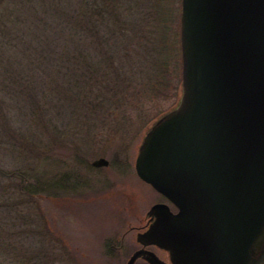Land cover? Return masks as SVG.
I'll list each match as a JSON object with an SVG mask.
<instances>
[{
    "label": "rangeland",
    "instance_id": "1",
    "mask_svg": "<svg viewBox=\"0 0 264 264\" xmlns=\"http://www.w3.org/2000/svg\"><path fill=\"white\" fill-rule=\"evenodd\" d=\"M64 2L0 0V264H126L140 247L136 234L145 226L146 212L162 202L137 177L134 163L146 131L179 99L180 0H114L115 15L103 28L113 32L119 55L113 73L103 80L99 99L105 105L91 113V123L71 134V140L77 134L81 140L75 147L79 161L40 162L42 141L34 135L40 129L23 124L20 109L31 107L19 90L28 82L37 88L44 81L45 64L36 59L44 47L43 34L54 32L46 41L53 40L51 47L59 44L57 56L70 48L63 23L57 27L43 21L47 9L57 19L66 4L74 5ZM71 60L64 55L52 64L63 72V66H74ZM53 105L47 119L55 123ZM32 110L38 111L36 106ZM33 117L38 118L36 113ZM61 150L53 153L65 159L67 151ZM99 158L108 164L93 166ZM37 169L55 176H46L48 182L41 181L42 189L39 185L34 191ZM151 250L166 260L165 253Z\"/></svg>",
    "mask_w": 264,
    "mask_h": 264
},
{
    "label": "water",
    "instance_id": "2",
    "mask_svg": "<svg viewBox=\"0 0 264 264\" xmlns=\"http://www.w3.org/2000/svg\"><path fill=\"white\" fill-rule=\"evenodd\" d=\"M180 6L181 96L134 163L177 211L149 209L126 264H264V0Z\"/></svg>",
    "mask_w": 264,
    "mask_h": 264
},
{
    "label": "trees",
    "instance_id": "3",
    "mask_svg": "<svg viewBox=\"0 0 264 264\" xmlns=\"http://www.w3.org/2000/svg\"><path fill=\"white\" fill-rule=\"evenodd\" d=\"M63 1H74V5L71 7L69 4H66V7L60 11V16L56 15L57 19H54L52 16L54 10L47 9L44 13L43 21H49L57 25V27L63 23L61 30L65 31V37H67L66 44L70 48L62 49L63 51L57 56L55 47L59 44L51 47L54 44L53 40H50V42L46 41V39L54 37V32L43 34L44 47L37 54L36 59L45 64L42 66L44 81L39 83L37 88L28 82V85L22 86L19 90V93L25 97L23 98L24 102L31 107V109H24L25 112L20 109L23 113V124L28 125L32 123L33 126L40 129V132L34 133L42 141V143L39 142L43 148V152L40 153V162L48 159H54V161L60 163H65V161H70V159L74 163L75 161H79L75 158L78 152L75 147H77L78 142L81 144V140H78V134L74 135L77 136L76 141L71 140V136L77 133L76 128L79 125L85 127L91 123L90 116L96 107L102 108L105 105V101H102L104 99H99L100 93L105 92L103 91L105 88L103 80L110 77L113 73L114 57L119 55V45H116L115 36L114 42L112 40L113 32H106V29L103 28L108 23L109 15H112V13V16L115 15L114 8L117 6H114V0H106L110 4H107V6L100 5L98 0ZM105 12L107 17L103 16ZM2 17L5 18V16ZM74 28H77L80 33L74 32L72 30ZM64 55H68L70 59L72 58L71 63L74 66H71L69 70H67L66 66H63L62 72L61 67L56 66L55 62L57 60L62 61ZM53 61L55 62L52 64ZM41 62L38 64L39 66ZM77 63L79 65L78 68ZM13 92L16 93L18 90H13ZM52 102L54 103L52 110H56L58 117L55 123L47 119ZM33 106H36L38 111L32 110ZM34 113L37 114V119L34 117L32 119ZM72 116L73 119L71 120ZM29 129L32 130V126ZM25 137L26 135H24V140L26 139ZM56 148L63 149L61 151H67L63 154L67 158L65 157L64 159L58 156V154L56 156L53 153L57 151ZM42 172H38V169L36 170L35 175L38 178L35 180L38 185L33 188L34 191L38 188L37 186L40 185L41 187V181L46 176H49V178L55 176V173L42 175Z\"/></svg>",
    "mask_w": 264,
    "mask_h": 264
},
{
    "label": "flooded vegetation",
    "instance_id": "4",
    "mask_svg": "<svg viewBox=\"0 0 264 264\" xmlns=\"http://www.w3.org/2000/svg\"><path fill=\"white\" fill-rule=\"evenodd\" d=\"M155 192V191H154ZM156 193V192H155ZM160 198H161V200H162V202H158V203H160V204H165V205H167L168 207H169V210L171 211V212H173V213H175L176 211H177V209L165 198V197H163L162 195H160V194H158V193H156ZM154 204H156V203H154ZM153 204V205H154ZM152 223V219H151V217L150 216H148V214H147V212H146V219H145V226L140 230V232H143V231H145L148 227H149V225ZM140 246V245H139ZM141 247V246H140ZM139 247V248H140ZM138 248V249H139ZM151 248L153 249H156V250H158L156 247H154V246H149V247H147V249L148 250H151ZM153 251V250H152ZM159 251H161V250H159ZM161 252H163V253H165L164 251H161ZM166 255H167V257H166V260H163V261H165V262H169V256H168V254L167 253H165ZM138 260H142V261H144L143 259H138ZM145 263H146V261H144ZM147 264V263H146Z\"/></svg>",
    "mask_w": 264,
    "mask_h": 264
}]
</instances>
